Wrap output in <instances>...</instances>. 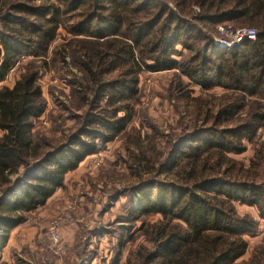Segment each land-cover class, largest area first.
<instances>
[{"label": "trees", "instance_id": "trees-1", "mask_svg": "<svg viewBox=\"0 0 264 264\" xmlns=\"http://www.w3.org/2000/svg\"><path fill=\"white\" fill-rule=\"evenodd\" d=\"M218 26L253 28L256 38L220 49L208 35ZM60 30L67 38L52 47ZM67 58L81 73L70 97L84 111L60 139L38 137L46 111L39 80ZM22 60L19 78L0 88V252L68 173L126 133L140 75L174 71V92L192 104L190 124L162 161L137 136V149L127 148L138 169L155 175L133 188L125 218L128 227L141 222L136 233L149 246L124 264H234L245 254L258 222L235 204L264 221V0H0V84ZM183 77L227 93L190 98ZM244 142L255 147L249 167L230 156L244 153ZM150 216L160 219L141 220ZM248 264H264V246Z\"/></svg>", "mask_w": 264, "mask_h": 264}, {"label": "rangeland", "instance_id": "rangeland-1", "mask_svg": "<svg viewBox=\"0 0 264 264\" xmlns=\"http://www.w3.org/2000/svg\"><path fill=\"white\" fill-rule=\"evenodd\" d=\"M197 12L194 9V13ZM59 32L61 34L52 47L67 38L63 30ZM208 35L213 40L218 36L217 28ZM177 49L181 50L179 47ZM176 59L180 60L179 57ZM27 61L22 60L0 84V88L11 87L23 72L22 66ZM66 61V67L59 62L54 68L43 72L39 80L46 111L35 122L38 137L60 139L74 130L78 116L84 111L83 107L77 108L80 104L70 97L68 85L80 78L81 73L70 65L69 58ZM176 74L174 71H165L143 72L140 75L135 116L126 133L102 146L97 154L86 157L73 173L65 177V189L57 190L56 196L47 205L29 214L25 224L11 232L6 246L0 252L1 263L110 264L119 252V264H124L129 253L138 245H148L136 233L141 222L128 227L125 218L130 201L135 197L133 188L152 180L155 173L138 169L129 157L127 148L137 149L133 142L137 136L140 145L148 149L153 146L160 151L159 160L162 161L168 142H174L175 137L186 131L192 104L189 103L187 107L178 93L174 92ZM182 80L187 84L190 98L206 93L215 97L227 93L222 88L202 91L186 78ZM261 134V140L264 141V133ZM244 144V153L230 156L244 167H249L255 147L246 142ZM163 178L160 177V180ZM235 210L238 215H247L258 222L255 235L244 237L247 242L245 254L234 263L248 264L254 250L264 246V221L260 220L253 207L235 204ZM159 219L158 216H150L141 220L153 224ZM54 220H60L62 253L51 244L48 236L50 223ZM127 228L131 229L127 231Z\"/></svg>", "mask_w": 264, "mask_h": 264}, {"label": "built area", "instance_id": "built-area-1", "mask_svg": "<svg viewBox=\"0 0 264 264\" xmlns=\"http://www.w3.org/2000/svg\"><path fill=\"white\" fill-rule=\"evenodd\" d=\"M198 11L197 8H195ZM218 36L214 37L212 44L220 49L235 48L246 41H254L256 31L253 28H232L231 26H218ZM60 220H54L49 226V240L53 246H57L58 251L62 253Z\"/></svg>", "mask_w": 264, "mask_h": 264}, {"label": "crops", "instance_id": "crops-1", "mask_svg": "<svg viewBox=\"0 0 264 264\" xmlns=\"http://www.w3.org/2000/svg\"><path fill=\"white\" fill-rule=\"evenodd\" d=\"M75 171V170H74ZM74 171H72V172H70V173H68V174H71V173H73ZM67 174V175H68ZM66 175V176H67ZM65 187H66V184H64V188L63 189H60V190H64L65 189ZM56 196V193L46 202V205L54 198Z\"/></svg>", "mask_w": 264, "mask_h": 264}]
</instances>
